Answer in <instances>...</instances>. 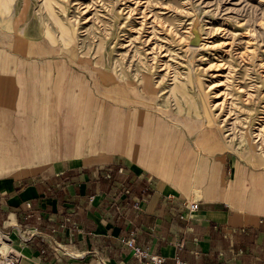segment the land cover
Listing matches in <instances>:
<instances>
[{
	"label": "crops",
	"instance_id": "crops-1",
	"mask_svg": "<svg viewBox=\"0 0 264 264\" xmlns=\"http://www.w3.org/2000/svg\"><path fill=\"white\" fill-rule=\"evenodd\" d=\"M60 63L0 39V231L19 264H134L131 232L169 264H264V168L197 151L161 117L120 140L124 107L79 104Z\"/></svg>",
	"mask_w": 264,
	"mask_h": 264
},
{
	"label": "rangeland",
	"instance_id": "rangeland-1",
	"mask_svg": "<svg viewBox=\"0 0 264 264\" xmlns=\"http://www.w3.org/2000/svg\"><path fill=\"white\" fill-rule=\"evenodd\" d=\"M4 34L58 56L79 104L161 117L197 151L264 168V0H0Z\"/></svg>",
	"mask_w": 264,
	"mask_h": 264
},
{
	"label": "built area",
	"instance_id": "built-area-1",
	"mask_svg": "<svg viewBox=\"0 0 264 264\" xmlns=\"http://www.w3.org/2000/svg\"><path fill=\"white\" fill-rule=\"evenodd\" d=\"M141 200H137L134 203L136 209H141ZM117 210L120 211L122 207L120 205L116 206ZM199 208L198 203L190 204V211H196ZM22 238V237H21ZM8 233L0 231V264H19V259L21 256L11 250L10 252L4 254L1 250V244L10 241ZM121 242L127 245L132 251L134 256L137 258L136 263L134 264H169L166 261V258L161 254L151 253V251L144 249L142 246L138 245L135 241L134 232L130 233V236L125 235L121 238ZM179 247H182L183 244H178ZM174 264H189L187 261L180 258H176Z\"/></svg>",
	"mask_w": 264,
	"mask_h": 264
},
{
	"label": "bare ground",
	"instance_id": "bare-ground-1",
	"mask_svg": "<svg viewBox=\"0 0 264 264\" xmlns=\"http://www.w3.org/2000/svg\"><path fill=\"white\" fill-rule=\"evenodd\" d=\"M3 3L5 2V0H2ZM50 1V0H49ZM130 7V6H129ZM50 15V14H49ZM50 32V31H49ZM50 35H52L50 33ZM177 78V77H176ZM144 80V79H143ZM178 89V88H177ZM175 91V90H174ZM126 99V98H125ZM138 101V100H137ZM133 105V104H132ZM125 106V105H124ZM125 109V113H124V127L125 129L124 130H121V128H119V132L117 134V137H119V139L123 140V141H130V142H134L135 141V134H136V117H139V115H135V114H132V112L130 113L129 110L126 109V106L124 107ZM132 115V116H130ZM129 125V126H128ZM135 131V132H134ZM224 148V147H223ZM131 153V151H130ZM235 179V178H234ZM6 246H8L6 243H5ZM4 247V245L2 246Z\"/></svg>",
	"mask_w": 264,
	"mask_h": 264
},
{
	"label": "water",
	"instance_id": "water-1",
	"mask_svg": "<svg viewBox=\"0 0 264 264\" xmlns=\"http://www.w3.org/2000/svg\"><path fill=\"white\" fill-rule=\"evenodd\" d=\"M193 31H194V37L191 39L190 43L192 45H200L201 35L196 29H193Z\"/></svg>",
	"mask_w": 264,
	"mask_h": 264
}]
</instances>
